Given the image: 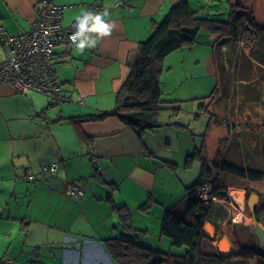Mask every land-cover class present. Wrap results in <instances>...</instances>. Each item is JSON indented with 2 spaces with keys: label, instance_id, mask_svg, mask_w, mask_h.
<instances>
[{
  "label": "crops",
  "instance_id": "obj_1",
  "mask_svg": "<svg viewBox=\"0 0 264 264\" xmlns=\"http://www.w3.org/2000/svg\"><path fill=\"white\" fill-rule=\"evenodd\" d=\"M178 1L0 0V28L11 34L28 30L36 12L46 4L63 6V26L74 22L83 11L104 9L110 13L105 19L114 24L109 37L102 38L96 49L85 50L82 55L71 45L54 46L53 68L61 79L66 101L47 106L48 99L42 93L30 89L22 92L11 83H0V258L8 256L13 264H52L53 260L55 264H115L106 249V238H130L131 234L147 247L162 249L164 242L170 243L161 231L165 214L189 217L185 194L199 175L193 183L185 185L182 194L183 183L177 172L179 163L174 155L158 156L142 136L140 139L115 115L84 119L115 108L116 91L129 74L128 61L138 43L150 36L154 23ZM180 51L181 54L184 50ZM3 58L0 50V61ZM112 64L119 75L108 72ZM214 76V85L208 94L200 97L205 100L199 108L203 105L206 109L219 100L209 95L216 85ZM79 97L82 103L76 102ZM165 100L179 105L180 99ZM211 121L205 132L213 127ZM214 124L219 126L217 121ZM199 151L212 164L202 153V147L196 148L193 154ZM92 158H96L95 163ZM54 161L60 164L55 173L42 171L45 164ZM31 174L33 180L29 179ZM68 182H77L83 188L82 198L64 196ZM179 195L173 203V198ZM103 201L109 207L101 215L98 205L93 204ZM180 204L185 208L179 215ZM73 206L76 211L70 218L69 208ZM115 206L128 210L130 227L124 228L113 209ZM137 215L160 224L158 234L150 223L138 222L134 218ZM77 217H83V226L74 229L72 223ZM205 240L213 243L215 251L211 253H217V238L205 237L202 242ZM167 246L168 250H174L176 245L171 242ZM183 247L178 246L177 252L182 253ZM98 250L108 263L93 254ZM70 255L71 258H66Z\"/></svg>",
  "mask_w": 264,
  "mask_h": 264
},
{
  "label": "trees",
  "instance_id": "obj_2",
  "mask_svg": "<svg viewBox=\"0 0 264 264\" xmlns=\"http://www.w3.org/2000/svg\"><path fill=\"white\" fill-rule=\"evenodd\" d=\"M239 1L230 2L228 18L225 20L197 16L196 10L191 9L187 0L173 4L164 17L154 23L150 36L138 43L134 56L128 61L129 74L116 91L115 108L112 111L89 115L84 119H103L108 115H115L140 139L145 131L161 126L158 112L166 107H170L172 111H177L179 108L178 105L165 106L164 103H172V101L161 98L160 74L164 57L185 44H193L200 28H205L215 36V43L212 46L216 85L209 95L214 97L222 93L225 97L233 96L236 84L242 86L253 70L264 68V24L258 20L254 11ZM255 92V98L259 97V90ZM215 121L224 122L217 117ZM227 123L231 132L235 124L230 121ZM199 153L192 156L198 155L202 161L200 175L194 184L187 187L185 194L189 217H179L167 212L161 226L162 233L171 239L172 244L184 246L185 251L165 252L147 247L131 236L130 238L112 236L106 238L104 242L116 264H163L164 260L170 261L171 264H264V252L261 250V252H252L241 247L232 232L227 234L233 243V252L221 254L206 253L202 250L201 242L205 238L203 225L205 221H210L211 206L215 203L192 198L195 188L204 181H210L212 193L225 199L227 193L223 192L222 188L230 185L226 183L224 175L241 180L248 176L255 180L259 174L248 167L247 170L239 168L224 158L214 160L209 166ZM233 186L241 187L240 184ZM250 193V189H247L246 195ZM113 209L118 213L124 228L130 227L128 210L124 206H115ZM255 214L258 220L256 208ZM213 224L215 227L218 226Z\"/></svg>",
  "mask_w": 264,
  "mask_h": 264
},
{
  "label": "rangeland",
  "instance_id": "obj_3",
  "mask_svg": "<svg viewBox=\"0 0 264 264\" xmlns=\"http://www.w3.org/2000/svg\"><path fill=\"white\" fill-rule=\"evenodd\" d=\"M231 1L188 0L191 9L196 10L197 16L218 18L220 20L228 18ZM239 2L254 11L258 20L264 24V0H240ZM214 40L215 36L211 32L205 28H200L193 44H185L180 49H175V51L169 52V55L167 54L168 57L163 61V68L160 74L161 98L164 100L172 97L180 99L177 101L179 108L175 114L172 113L171 108L161 109L158 112V119L162 122V125L152 131H145L142 137L145 140V144L155 150L158 156L171 157V155H174V158L178 159L177 172L180 174L179 176L183 183L182 194L185 191V185L193 183L201 172V160L196 155L190 157L196 148L202 147V153L207 158H210V162L218 159L223 160L224 158L239 168L247 170L248 167L258 172L259 177L255 180L248 176L241 180L230 175H224L226 183L230 185L228 190H233L235 199H240L241 201L240 208H237L235 204L222 205L221 202L214 201L215 204L211 206L209 218L212 223L218 224L216 228L218 233L213 237L217 238V244H220V240L223 239L221 237L222 234L226 235L227 232H232L241 247L252 252L260 250L264 252V245H261L255 234L249 231V227H253L254 222L247 207L249 194L246 195L247 189L258 195L255 204L256 213L259 217L258 222L264 227V68L253 70L247 80L242 83V86H237L236 84L233 96L225 97L221 93L216 96L217 99L215 100L219 99L217 102L215 101L216 103L213 102L210 107L207 106L204 109L202 106L205 98L200 97L211 91L215 81L214 75L216 73L212 50V45L215 43ZM215 45L217 46V43ZM216 46H214L215 50ZM180 50H184L182 51L183 53L180 54ZM53 62L54 58L52 59V66ZM108 72L113 76L120 74L114 64L108 67ZM238 74L240 75V73ZM238 74L236 73V75ZM245 88L247 90L246 93ZM258 90L260 95L255 98V91ZM200 103L203 105L199 108ZM164 105L172 106L174 104L164 103ZM212 110H215L218 118L224 121L223 123H218V127H214L216 116L211 115ZM196 112H199L198 117H195ZM215 112L212 113L216 114ZM210 119L213 120L211 121L212 124L210 123L213 127L211 126L212 128L205 132ZM228 121L235 124L231 132L227 127ZM166 122L170 124H166ZM223 135L225 137L221 140ZM209 165L212 164L209 163ZM234 184H240L241 187H235L233 186ZM179 197L181 195L173 198V203H176ZM70 198L75 199V197L71 196ZM165 199L167 201L170 200L168 196ZM96 205H98L99 214L104 215L107 213L109 205H105L104 201L103 203L93 204L95 207ZM183 208H185V205L180 204L178 208V211H180L179 215L182 213ZM75 211L76 207L69 208L70 218ZM164 211L162 210L163 214ZM239 211H241L240 217L237 215ZM108 217L109 219L111 218V216ZM88 218L91 219L90 213H88ZM134 218L138 222L150 223L151 228L158 234L160 224L158 225L154 219L138 215ZM82 226L83 217L75 218L72 227L79 229ZM164 238L167 242H170L167 245L171 244L167 236H164ZM167 245L164 242L161 250L178 253V246H173L174 250H168ZM182 250L181 252L183 253L185 247ZM213 251H215L214 247ZM93 254L98 259H102L104 263H108L103 253L99 250L98 252H93ZM71 257L70 255L66 258ZM64 258L63 256V260ZM0 264L2 263L0 262ZM52 264H55L54 260ZM163 264L171 263L164 260Z\"/></svg>",
  "mask_w": 264,
  "mask_h": 264
},
{
  "label": "built area",
  "instance_id": "obj_4",
  "mask_svg": "<svg viewBox=\"0 0 264 264\" xmlns=\"http://www.w3.org/2000/svg\"><path fill=\"white\" fill-rule=\"evenodd\" d=\"M62 16L63 6L46 4L36 12L28 30L11 34L0 28V50L4 55L0 61V83H11L22 92L30 89L42 93L51 106L67 100L61 88V79L52 66L54 46L57 43L65 47L73 46L69 36L75 30V21L63 26ZM76 102L82 103V98L79 97ZM92 161L95 163L96 158H92ZM59 166L60 164L54 161L45 164L42 171L47 174L55 173ZM29 179L33 180L34 176L31 174ZM222 189L227 193L225 199L213 194L211 182L204 181L195 188L192 198L206 203L219 201L222 205L235 204L240 208L241 201L235 199L234 191L228 190V186ZM63 193L66 196L80 197L83 196L84 190L77 182H68ZM237 215L240 217L241 211ZM0 262L13 264V260L8 256H2Z\"/></svg>",
  "mask_w": 264,
  "mask_h": 264
},
{
  "label": "clouds",
  "instance_id": "obj_5",
  "mask_svg": "<svg viewBox=\"0 0 264 264\" xmlns=\"http://www.w3.org/2000/svg\"><path fill=\"white\" fill-rule=\"evenodd\" d=\"M109 15V11L104 9L100 12L83 11L75 17V30L69 39L78 54L82 55L85 50L96 48L102 38L112 34L114 24L105 19Z\"/></svg>",
  "mask_w": 264,
  "mask_h": 264
},
{
  "label": "water",
  "instance_id": "obj_6",
  "mask_svg": "<svg viewBox=\"0 0 264 264\" xmlns=\"http://www.w3.org/2000/svg\"><path fill=\"white\" fill-rule=\"evenodd\" d=\"M257 199H258V195L254 192H251L247 198V207L249 209L252 220L254 222V226L250 227L249 231L253 232L255 234L256 238L258 239V241L261 245H264V227L258 222V220L256 218V214H255V208H256L255 204H256ZM203 234L207 239L211 240L215 235V225L208 220L205 221V223L203 225ZM221 237L229 239L227 234L226 235L222 234ZM231 247H232L231 251H229L227 253H223V251L221 250L219 245H217L216 251L218 253H221V254H228V253H231L234 251L232 243H231Z\"/></svg>",
  "mask_w": 264,
  "mask_h": 264
},
{
  "label": "bare ground",
  "instance_id": "obj_7",
  "mask_svg": "<svg viewBox=\"0 0 264 264\" xmlns=\"http://www.w3.org/2000/svg\"><path fill=\"white\" fill-rule=\"evenodd\" d=\"M218 245L221 248V250L223 251V253H227V252L231 251V249H232L231 243H230L229 239H227V238H223L222 240H220V244H218ZM213 247H214L213 243H208L206 240L202 242V250L207 252V253H211Z\"/></svg>",
  "mask_w": 264,
  "mask_h": 264
},
{
  "label": "flooded vegetation",
  "instance_id": "obj_8",
  "mask_svg": "<svg viewBox=\"0 0 264 264\" xmlns=\"http://www.w3.org/2000/svg\"><path fill=\"white\" fill-rule=\"evenodd\" d=\"M216 228V227H215ZM250 228V227H249Z\"/></svg>",
  "mask_w": 264,
  "mask_h": 264
}]
</instances>
